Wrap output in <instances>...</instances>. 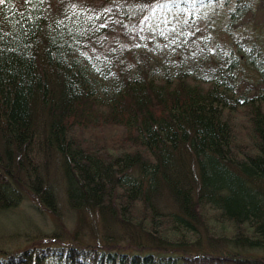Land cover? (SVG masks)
<instances>
[{"label": "trees", "instance_id": "16d2710c", "mask_svg": "<svg viewBox=\"0 0 264 264\" xmlns=\"http://www.w3.org/2000/svg\"><path fill=\"white\" fill-rule=\"evenodd\" d=\"M175 1L0 4V212L74 226L0 264H264V0Z\"/></svg>", "mask_w": 264, "mask_h": 264}, {"label": "rangeland", "instance_id": "374dc122", "mask_svg": "<svg viewBox=\"0 0 264 264\" xmlns=\"http://www.w3.org/2000/svg\"><path fill=\"white\" fill-rule=\"evenodd\" d=\"M225 10L221 0L202 9L195 4V0H179L171 3L167 11L166 9H163V11L159 9L158 15H164V17L158 19L165 22L168 19L169 21L182 23L191 14L194 17V28H199L203 26V23H207V25L217 30V22H222ZM218 26H222V24ZM224 36L218 30V37L223 42L225 41ZM262 47L264 48V44ZM54 180L58 186L59 208L57 216H59V220L50 218L44 211L34 209L33 204L35 202L29 197H25L16 208L0 212V251L21 249L33 242H39V239L49 235L54 236L61 233L66 238L68 234H72L74 226L71 225V215L62 205L59 180L57 178ZM85 232L88 234L87 230Z\"/></svg>", "mask_w": 264, "mask_h": 264}, {"label": "snow or ice", "instance_id": "6c2138e0", "mask_svg": "<svg viewBox=\"0 0 264 264\" xmlns=\"http://www.w3.org/2000/svg\"><path fill=\"white\" fill-rule=\"evenodd\" d=\"M4 2V0H0V4H2Z\"/></svg>", "mask_w": 264, "mask_h": 264}]
</instances>
